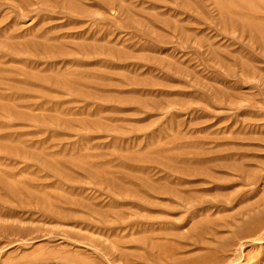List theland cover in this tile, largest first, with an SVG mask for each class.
<instances>
[{
    "label": "rangeland",
    "instance_id": "obj_1",
    "mask_svg": "<svg viewBox=\"0 0 264 264\" xmlns=\"http://www.w3.org/2000/svg\"><path fill=\"white\" fill-rule=\"evenodd\" d=\"M0 264H264V0H0Z\"/></svg>",
    "mask_w": 264,
    "mask_h": 264
}]
</instances>
